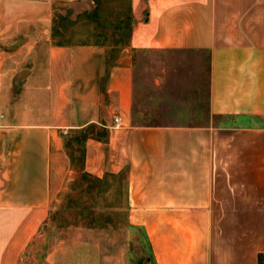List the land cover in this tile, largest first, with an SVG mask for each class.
Here are the masks:
<instances>
[{
  "label": "crops",
  "instance_id": "obj_1",
  "mask_svg": "<svg viewBox=\"0 0 264 264\" xmlns=\"http://www.w3.org/2000/svg\"><path fill=\"white\" fill-rule=\"evenodd\" d=\"M18 1L42 3V71L21 95L0 86V264H21L78 153L82 174L121 175L152 264H257L264 0ZM140 50L203 57L208 123L133 122Z\"/></svg>",
  "mask_w": 264,
  "mask_h": 264
},
{
  "label": "rangeland",
  "instance_id": "obj_2",
  "mask_svg": "<svg viewBox=\"0 0 264 264\" xmlns=\"http://www.w3.org/2000/svg\"><path fill=\"white\" fill-rule=\"evenodd\" d=\"M41 6L42 3L37 2L30 6L18 0H0V86H7L13 94L21 95L39 84ZM31 11L35 16L28 17ZM117 19L114 18V22ZM131 54L135 124L194 126L208 123L203 57L199 60L189 53L155 50L132 51ZM23 70H31V75L28 72L16 84L15 78ZM0 95L5 97V92L0 90ZM26 101L32 103L30 99ZM26 101L22 98L21 108H28V105L23 106ZM79 155L70 163L76 174L66 181L60 193L52 196L44 224L23 252L20 263L152 264L144 227L127 223L129 210L124 201L123 181L106 176L99 182L82 174L78 168Z\"/></svg>",
  "mask_w": 264,
  "mask_h": 264
},
{
  "label": "trees",
  "instance_id": "obj_3",
  "mask_svg": "<svg viewBox=\"0 0 264 264\" xmlns=\"http://www.w3.org/2000/svg\"><path fill=\"white\" fill-rule=\"evenodd\" d=\"M120 177H121V175L113 176V178H118L120 181H122V177L121 178ZM95 180L97 181L98 179H95ZM257 264H264V253L258 254V256H257Z\"/></svg>",
  "mask_w": 264,
  "mask_h": 264
},
{
  "label": "water",
  "instance_id": "obj_4",
  "mask_svg": "<svg viewBox=\"0 0 264 264\" xmlns=\"http://www.w3.org/2000/svg\"><path fill=\"white\" fill-rule=\"evenodd\" d=\"M28 72L29 70H23L22 72H20L15 78V83L16 84L20 83L22 78H24L28 74Z\"/></svg>",
  "mask_w": 264,
  "mask_h": 264
},
{
  "label": "built area",
  "instance_id": "obj_5",
  "mask_svg": "<svg viewBox=\"0 0 264 264\" xmlns=\"http://www.w3.org/2000/svg\"><path fill=\"white\" fill-rule=\"evenodd\" d=\"M4 118V115H3V113L1 112V108H0V120H2ZM114 123L116 124V125H119L120 123H121V118H115L114 119Z\"/></svg>",
  "mask_w": 264,
  "mask_h": 264
}]
</instances>
